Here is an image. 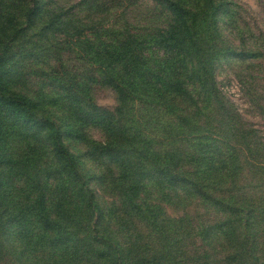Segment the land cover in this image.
I'll return each mask as SVG.
<instances>
[{
    "label": "trees",
    "instance_id": "1",
    "mask_svg": "<svg viewBox=\"0 0 264 264\" xmlns=\"http://www.w3.org/2000/svg\"><path fill=\"white\" fill-rule=\"evenodd\" d=\"M239 14L0 0V264H264V34Z\"/></svg>",
    "mask_w": 264,
    "mask_h": 264
},
{
    "label": "rangeland",
    "instance_id": "2",
    "mask_svg": "<svg viewBox=\"0 0 264 264\" xmlns=\"http://www.w3.org/2000/svg\"><path fill=\"white\" fill-rule=\"evenodd\" d=\"M60 6H65L66 8L71 5H75L79 0H54ZM240 6V14H239V23L243 29L247 27L250 28L256 35L264 34V0H233ZM141 7H138L130 13V15H136V18L144 19V14L146 13L147 5L145 2ZM118 13V12H116ZM115 13V14H116ZM56 49V48H55ZM54 49V50H55ZM72 52L64 53L66 59L69 63L75 62L73 60ZM56 55H53V59ZM60 59V58H59ZM54 61V60H53ZM27 67L33 65L32 61H28L25 63ZM47 67V65H46ZM222 76L219 78L221 80V84L225 87L226 93L230 96V98L235 102L237 107L240 109L243 117L251 122L258 128H262V119L254 114H250L248 111V105L245 102L242 92L239 89V85L236 79L233 77L231 71L226 70L221 74ZM95 99L98 105L103 107H113L115 105V94L109 88H96L95 89ZM93 136L97 139H100V134L97 131L92 132ZM170 211V210H169ZM6 264V263H2Z\"/></svg>",
    "mask_w": 264,
    "mask_h": 264
}]
</instances>
